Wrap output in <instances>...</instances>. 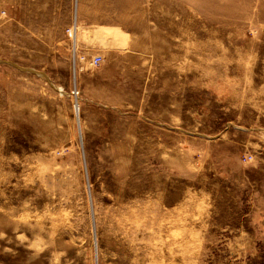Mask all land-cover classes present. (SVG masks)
<instances>
[{
    "label": "rangeland",
    "instance_id": "obj_1",
    "mask_svg": "<svg viewBox=\"0 0 264 264\" xmlns=\"http://www.w3.org/2000/svg\"><path fill=\"white\" fill-rule=\"evenodd\" d=\"M0 264H264V0H0Z\"/></svg>",
    "mask_w": 264,
    "mask_h": 264
},
{
    "label": "built area",
    "instance_id": "obj_2",
    "mask_svg": "<svg viewBox=\"0 0 264 264\" xmlns=\"http://www.w3.org/2000/svg\"><path fill=\"white\" fill-rule=\"evenodd\" d=\"M98 58H99V56L94 57L93 61H94L95 63H98V62L100 61V60H98Z\"/></svg>",
    "mask_w": 264,
    "mask_h": 264
},
{
    "label": "bare ground",
    "instance_id": "obj_3",
    "mask_svg": "<svg viewBox=\"0 0 264 264\" xmlns=\"http://www.w3.org/2000/svg\"><path fill=\"white\" fill-rule=\"evenodd\" d=\"M109 29V28H108ZM74 30V29H73ZM76 31V30H75ZM111 33H112V31H111ZM106 34H108V33H106ZM113 34H114V32H113ZM101 35V34H100ZM116 37V36H115ZM113 38V37H112ZM120 39V38H119ZM93 63V62H92ZM60 89V88H59ZM61 90V89H60Z\"/></svg>",
    "mask_w": 264,
    "mask_h": 264
}]
</instances>
